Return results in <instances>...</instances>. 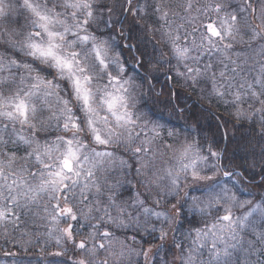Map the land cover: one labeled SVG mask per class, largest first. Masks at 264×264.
<instances>
[{
	"label": "snow or ice",
	"instance_id": "1",
	"mask_svg": "<svg viewBox=\"0 0 264 264\" xmlns=\"http://www.w3.org/2000/svg\"><path fill=\"white\" fill-rule=\"evenodd\" d=\"M118 10L131 14L136 43L121 42ZM101 21L107 34L97 35ZM0 41V226L47 222L61 249L53 260L71 251V264H153L170 233H180L172 264H264V195L241 199L252 192L222 163L227 149L214 141L205 155L207 136H192L216 105L223 126L251 120L241 139L264 142V0H0ZM125 50L139 53L131 68ZM163 65L173 89L209 105L183 132L146 102ZM160 94L156 103L186 111L180 92ZM259 175L264 185V167ZM124 185L133 197L121 198Z\"/></svg>",
	"mask_w": 264,
	"mask_h": 264
},
{
	"label": "trees",
	"instance_id": "2",
	"mask_svg": "<svg viewBox=\"0 0 264 264\" xmlns=\"http://www.w3.org/2000/svg\"><path fill=\"white\" fill-rule=\"evenodd\" d=\"M101 2L111 5L115 2V0H97V3ZM117 12L120 11L118 10ZM125 17L128 18V23H126L124 26L123 32L125 38L121 42L123 44L136 43V39L134 37L139 34V29L129 27L131 23L130 13L124 12L123 15H120V18H118L117 20H122ZM107 18V11L105 10L103 19L106 20ZM112 19L114 20V16L112 17ZM116 27L118 31L111 33V35L115 36L119 40L120 36L118 35V32L121 30L120 25L117 24ZM90 30L96 31L97 35H99L100 33L107 34V29L105 28V25L102 21L99 23L98 28L97 26L93 25L92 29ZM144 39L147 43L149 52H151L152 43H150L149 41H152V35L149 34L145 36ZM155 39H159L158 34L156 35ZM0 43H2V41H0ZM3 51L4 48L0 47V52ZM123 55L126 56L129 63L131 64L133 56L139 57L138 52L129 54L127 50H125ZM175 63V60H173L172 64ZM168 67L169 65H163L160 72L153 73V75L157 76L158 79H153L151 76L148 78L151 85L153 86L152 92H147V97L149 98L150 102V104L148 105L151 106L154 110L163 111L165 117H167V121L170 122L169 126L176 127L183 132L186 124L195 123V121L191 119V111H200L202 110V108L209 107V105L207 101H202L198 98L199 93L194 94L190 91L186 92V90L180 89L178 87L173 89V85L176 83L175 80H166V76L164 74L165 70ZM139 71L141 72V74H143L144 70L139 69ZM167 75L174 76V72H168ZM170 90L180 92L181 99L174 100V103L184 107L186 109L184 113H172L170 112V109L166 108L163 103L155 102L157 93H161L158 98L159 101H164L168 98V92ZM243 107L247 108V104H245ZM257 107L259 106L257 105ZM225 118V107L213 105L212 111L210 113H204V116L200 120L199 130L193 132L192 136L196 137L198 140L202 138V135L207 136V140L204 141L205 155H207V145L213 143L214 141L218 142L221 148H226L227 150L224 154L222 163H234L235 165H237V170L243 173L245 177L244 183L239 185V187H248L252 192V195H243L240 198L251 199L255 203H259L261 196L264 195V185H261L259 175L261 173L262 167H264V160L261 159V150L262 148H264V142L247 136L246 139H241L242 134H247L252 131L251 120L235 121L234 119H230L227 126H223L222 122ZM255 119L257 120L256 127L258 129V115L255 117ZM218 123L222 125L219 129H217ZM234 123L236 127H233ZM240 124H243V128L239 127ZM225 132H227V137H223V134ZM233 136L235 137L234 139H232ZM180 139H184L183 135L180 137ZM248 140H250V143H248ZM252 165H255V167L253 168ZM254 173L256 174L255 180L252 181L251 184H249V181L252 180V175ZM124 188L128 189L130 197H132L137 190L136 188H133L129 185H124ZM139 190L143 191L142 189ZM193 194L199 195V193ZM247 210V206H245L244 209H236L235 215H242ZM256 215L258 216V214ZM181 219H183V217H181ZM48 227H50V225H48L47 222L37 221L33 223L31 220L27 221L24 224H21L19 228L15 229L11 226L7 227V229H5L3 226H0V264H65V262H67V264H71V259L73 258V253L71 251L68 252L66 256L56 257L55 260H53L52 253L61 251V249L54 247V241L47 239L45 233L47 232ZM184 228H188V225L186 223L184 225ZM117 235L123 237L124 235L130 236L132 235V233L130 231L125 233L123 230H117ZM173 235L179 237L180 233H170L168 240L164 242L159 254L153 258V264H172L174 254L179 251L178 249H175L173 244L171 243ZM137 238L139 239V237ZM37 240H39V243H37ZM177 242H179V239L177 240ZM187 246V243H185V248H187ZM205 258H207L206 252ZM132 260L135 262V264H143L142 257H132Z\"/></svg>",
	"mask_w": 264,
	"mask_h": 264
},
{
	"label": "rangeland",
	"instance_id": "3",
	"mask_svg": "<svg viewBox=\"0 0 264 264\" xmlns=\"http://www.w3.org/2000/svg\"><path fill=\"white\" fill-rule=\"evenodd\" d=\"M143 2V0H141V3ZM96 3H97V0H96ZM121 15V13L120 12H116V14L114 15V20H117L118 18H120V15ZM130 17H131V14H130ZM20 22L21 23H23L24 21H23V17H21L20 18ZM94 26H97V25H95L94 24ZM12 27H17V25H15V24H13L12 25ZM101 28H102V26H101ZM247 39V38H246ZM243 46H241V45H238L237 46V48L238 49H240V48H242ZM126 57V56H125ZM27 62H31V58H27ZM129 65H132L131 63H129ZM147 89H148V87H147V85H145V87H144V89H143V91H144V93L146 94V102H147V104H150V102H149V98L147 97ZM141 103H145V101H141ZM244 106V105H243ZM135 195V194H134ZM133 195V196H134ZM132 196V197H133ZM130 196H129V193H128V189L127 188H122L121 189V198L122 199H128ZM149 204L151 203L150 201L148 202Z\"/></svg>",
	"mask_w": 264,
	"mask_h": 264
},
{
	"label": "clouds",
	"instance_id": "4",
	"mask_svg": "<svg viewBox=\"0 0 264 264\" xmlns=\"http://www.w3.org/2000/svg\"><path fill=\"white\" fill-rule=\"evenodd\" d=\"M129 67L131 68V65H129ZM148 70H149V71L152 70V69H151V66H148ZM165 118H167V117H165Z\"/></svg>",
	"mask_w": 264,
	"mask_h": 264
}]
</instances>
